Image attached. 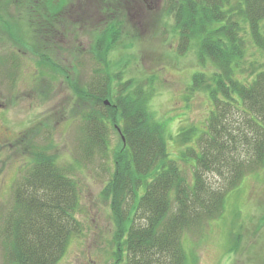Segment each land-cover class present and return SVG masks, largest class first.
Wrapping results in <instances>:
<instances>
[{"label":"trees","instance_id":"1","mask_svg":"<svg viewBox=\"0 0 264 264\" xmlns=\"http://www.w3.org/2000/svg\"><path fill=\"white\" fill-rule=\"evenodd\" d=\"M27 1V22L8 21L10 30L0 25L20 53L36 57L39 71L60 72L73 88L82 103L87 155L106 157L110 131L120 137L114 170L102 191L115 223L117 257L124 264H187L184 236L222 217L228 195L264 168V70L246 77L243 67L250 43L264 54V0H163L174 19L179 54L195 49L203 69L194 74L192 90L208 93L214 107L203 132L195 125L181 129L177 141L183 149L175 159L168 147L173 138L149 109L153 93L110 70L109 56L124 34L121 23L111 21L88 33L92 40L85 53L95 69L84 83L77 79L84 52L79 46L68 52L76 60L69 74L58 63L66 53L55 39L75 34L77 24L66 13L85 4ZM130 1L102 0L101 14L115 18V5L130 10ZM69 41L75 45L76 36ZM10 55L15 71L19 55ZM208 63L213 73L205 71ZM31 156L30 169L15 185L0 239L8 264H58L81 234L79 187L52 152L37 149ZM181 166H189L191 176Z\"/></svg>","mask_w":264,"mask_h":264},{"label":"rangeland","instance_id":"2","mask_svg":"<svg viewBox=\"0 0 264 264\" xmlns=\"http://www.w3.org/2000/svg\"><path fill=\"white\" fill-rule=\"evenodd\" d=\"M101 1L82 0L84 7L77 2L80 9L66 13L71 24H77L74 35L78 43L71 46L69 38L74 35L57 37L55 43L66 53L58 63L72 74V61L76 60L69 53L79 46L84 52V69L77 79L88 82L95 69L85 53L92 40L88 33L94 34L111 21L120 22L124 34L117 52L109 56L110 70L121 74L124 81L138 80L144 90L153 93L149 109L166 135L173 138L167 142L175 159L183 149L177 141L181 129L195 125L203 132L214 111L208 93L192 90L194 74L203 70L197 51L179 54L174 19L163 0H133L130 10L116 4L115 18L101 14ZM27 4V0H0V16L5 18H0V24L10 30L8 21L20 25L27 22ZM17 45L0 25V238L2 222L13 204L15 185L31 167V152L46 149L58 157L60 166L72 172L80 194L77 217L81 234L71 240L58 264H124L116 254L110 202L102 196L114 170L113 151L120 137L110 131L106 157L98 153L88 156L82 142L85 122L79 111V97L60 72L39 71L36 57L20 53ZM10 53L19 55L15 71ZM263 66L264 54L250 43L243 66L245 76L263 71ZM205 71L213 73V65L208 63ZM181 167L191 176L189 166ZM209 179L218 183L213 176ZM183 243L187 264H264V168L247 176L228 195L222 217L204 224L200 231L187 233ZM0 264H8L1 239Z\"/></svg>","mask_w":264,"mask_h":264},{"label":"water","instance_id":"3","mask_svg":"<svg viewBox=\"0 0 264 264\" xmlns=\"http://www.w3.org/2000/svg\"><path fill=\"white\" fill-rule=\"evenodd\" d=\"M106 105L108 106V105H109V103H108V102H106Z\"/></svg>","mask_w":264,"mask_h":264}]
</instances>
